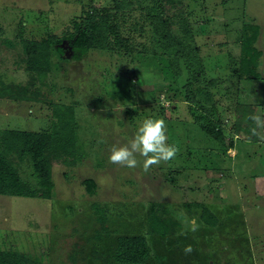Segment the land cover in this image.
I'll return each mask as SVG.
<instances>
[{
  "label": "rangeland",
  "instance_id": "rangeland-1",
  "mask_svg": "<svg viewBox=\"0 0 264 264\" xmlns=\"http://www.w3.org/2000/svg\"><path fill=\"white\" fill-rule=\"evenodd\" d=\"M87 1L0 0V79L26 85L30 98L0 97V130H38L50 118V101L68 103L74 107L76 150L83 154L73 160L51 159L49 198L0 194V249L37 256L47 264H102L103 251L112 253L117 235L140 233L150 251L139 264H264V197L253 196L251 190L253 175L264 170V142L246 140L243 134L244 139H235L230 128L239 84L232 70L240 54L237 33L243 20L260 26L255 44L263 53L257 65L263 74L264 0L183 1L193 33L186 43L196 47L194 57L202 62L201 76L208 84L209 97L197 92L198 102L185 100L182 75H170L157 59L99 49L74 59L64 40L52 43L53 52L63 46L60 56L53 54V71L43 83L30 84V73L17 66L5 47L15 43L16 48L20 32L27 38L60 33ZM247 90L249 102L264 103V78ZM207 108L214 119L223 117L224 145L234 139L228 148L237 155L218 148L195 121ZM147 118L166 122L167 142L179 149L176 157L147 173L139 155L136 168L110 163L111 148L133 139ZM12 162L35 185L30 163L14 156ZM85 178L95 182L91 190L85 188ZM186 201L209 203L217 222L191 218L193 209ZM96 203L105 210L104 219L99 220ZM153 208L175 221L173 233L146 235L140 211ZM191 222L200 226L196 233L187 230ZM186 245L192 253H184Z\"/></svg>",
  "mask_w": 264,
  "mask_h": 264
},
{
  "label": "trees",
  "instance_id": "trees-1",
  "mask_svg": "<svg viewBox=\"0 0 264 264\" xmlns=\"http://www.w3.org/2000/svg\"><path fill=\"white\" fill-rule=\"evenodd\" d=\"M184 0H89L82 4L79 14L73 16L61 28L60 33L49 32L41 38H27L19 34L18 44L11 48L5 47L17 66L30 73L32 84L35 80L43 83L45 75L53 71L57 63L53 54L60 56L63 46L60 44L53 52L52 43L65 41L71 49V57L79 59L90 49H99L108 52L122 53L128 56L139 57V53L165 63L169 74L181 76L180 84L182 94L187 101L198 102L197 92L209 95L207 83L201 76L203 64L195 56V48H189L187 38L192 37ZM97 3V4H96ZM260 26L252 19L242 21L237 38L240 42V54L237 66L233 68L232 75H237L238 85L235 89V100L232 107V122L230 128L233 135L243 134L246 140H264V125L257 126L249 117L259 115L264 120V103L257 104L249 100L248 86L264 78L258 70L259 59L263 55L256 46V39ZM17 34V35H18ZM142 37V38H141ZM147 38V39H146ZM149 43V45H147ZM153 49L150 51V47ZM192 56V57H191ZM185 71L184 74H182ZM166 76L169 74L165 72ZM213 81V80H212ZM209 81L210 83H213ZM171 82V83H170ZM173 80H169V84ZM256 90V89H254ZM27 86L24 84L3 82L0 79V97L20 100L25 94ZM39 94H33L34 97ZM209 97V96H208ZM170 98V96H168ZM39 100V99H38ZM33 101H37L33 99ZM51 102L50 118L45 127L38 130L18 128H4L0 130V194L25 197L49 198L53 187L51 159L70 157L72 160L83 156L77 152V134L74 123V107L64 102ZM88 104V103H87ZM199 104V103H198ZM201 105V104H199ZM258 108H261L258 111ZM211 108L206 113L199 112L195 121L222 151L233 146L230 139L227 148L224 145L225 131L223 117L213 118ZM256 132L253 134L252 129ZM230 135V137H232ZM12 156L19 161L30 163L35 185L24 180L17 167L12 162ZM85 188L91 190L95 182L84 179ZM183 204L192 207L191 218L204 219L208 224L217 222L211 213L212 207L205 201H186ZM99 220L104 209L95 204ZM159 209L166 211V207L159 204ZM140 211L141 227L146 235L173 233L175 221L165 214H160L154 208L148 213ZM198 221V219H197ZM106 250V249H105ZM112 253L103 251L102 264H112L111 260L125 264H139L149 255V247L145 235L140 233L120 234L112 245ZM106 255V256H105ZM0 264H47L24 252L0 249ZM78 264V263H71Z\"/></svg>",
  "mask_w": 264,
  "mask_h": 264
},
{
  "label": "clouds",
  "instance_id": "clouds-1",
  "mask_svg": "<svg viewBox=\"0 0 264 264\" xmlns=\"http://www.w3.org/2000/svg\"><path fill=\"white\" fill-rule=\"evenodd\" d=\"M257 126L264 125V120L259 115L249 117ZM255 134L256 129H252ZM167 125L163 119L147 118L139 126L134 138L127 144L119 147H112L110 150L109 162L129 169L139 166L137 156L143 157V171L147 173L153 166H158L161 162H168L174 159L179 151L175 145L168 144ZM187 230L196 233L200 226L191 222L186 225ZM184 232H181L183 235ZM185 254L193 251L191 245H186L183 249Z\"/></svg>",
  "mask_w": 264,
  "mask_h": 264
},
{
  "label": "crops",
  "instance_id": "crops-1",
  "mask_svg": "<svg viewBox=\"0 0 264 264\" xmlns=\"http://www.w3.org/2000/svg\"><path fill=\"white\" fill-rule=\"evenodd\" d=\"M234 136H235V139H238V138L244 139L241 135L238 136V135L235 134ZM233 141L234 142H232V143H233V146H234L235 145V140L233 139ZM260 142H262V141H260ZM263 142H264V140H263ZM227 149L232 150L231 148H227ZM233 150H234V153H232V154L237 155L238 152H236L235 148ZM252 180H253V183H254V186H251V190H252L253 196L254 195H259V196L264 197V170L261 169L260 172L254 174L253 177H252ZM253 234L256 235V233H253Z\"/></svg>",
  "mask_w": 264,
  "mask_h": 264
}]
</instances>
